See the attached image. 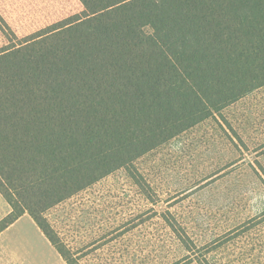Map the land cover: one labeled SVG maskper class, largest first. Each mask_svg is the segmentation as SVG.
Wrapping results in <instances>:
<instances>
[{"label": "trees", "instance_id": "trees-1", "mask_svg": "<svg viewBox=\"0 0 264 264\" xmlns=\"http://www.w3.org/2000/svg\"><path fill=\"white\" fill-rule=\"evenodd\" d=\"M261 88L264 0H0V233L29 214L81 264L50 209L121 170L148 194L141 158Z\"/></svg>", "mask_w": 264, "mask_h": 264}, {"label": "rangeland", "instance_id": "rangeland-1", "mask_svg": "<svg viewBox=\"0 0 264 264\" xmlns=\"http://www.w3.org/2000/svg\"><path fill=\"white\" fill-rule=\"evenodd\" d=\"M136 166L148 194L121 170L47 212L81 264H264V88ZM9 229L0 259L66 264L29 214Z\"/></svg>", "mask_w": 264, "mask_h": 264}, {"label": "crops", "instance_id": "crops-1", "mask_svg": "<svg viewBox=\"0 0 264 264\" xmlns=\"http://www.w3.org/2000/svg\"><path fill=\"white\" fill-rule=\"evenodd\" d=\"M11 226H9L7 229H5L2 233H0V236L1 235H4L6 232H8L10 229ZM40 229V228H39ZM41 230V229H40ZM42 232V231H41ZM42 234L45 236V234L42 232ZM45 238L48 240V238L45 236ZM49 241V240H48ZM49 243H50V241H49ZM51 244V243H50ZM51 246H53L52 244H51ZM54 247V246H53ZM2 248L4 249L5 247L4 246H2ZM55 248V247H54ZM5 249H8V247L7 248H5ZM56 249V248H55ZM60 255V254H59ZM61 256V255H60ZM62 258V257H61ZM63 259V258H62ZM63 261H65L64 259H63ZM12 262H14V260H11L9 257L8 258H1L0 259V264H12ZM65 263L66 264H68L66 261H65ZM64 264V263H63Z\"/></svg>", "mask_w": 264, "mask_h": 264}]
</instances>
